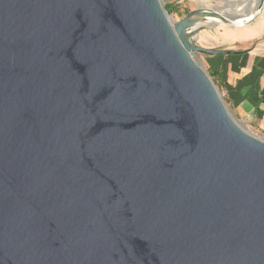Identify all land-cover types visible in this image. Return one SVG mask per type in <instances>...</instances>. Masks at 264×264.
Returning <instances> with one entry per match:
<instances>
[{
	"label": "water",
	"instance_id": "1",
	"mask_svg": "<svg viewBox=\"0 0 264 264\" xmlns=\"http://www.w3.org/2000/svg\"><path fill=\"white\" fill-rule=\"evenodd\" d=\"M165 4L0 0V264H264V139L194 59L264 0Z\"/></svg>",
	"mask_w": 264,
	"mask_h": 264
},
{
	"label": "crops",
	"instance_id": "2",
	"mask_svg": "<svg viewBox=\"0 0 264 264\" xmlns=\"http://www.w3.org/2000/svg\"><path fill=\"white\" fill-rule=\"evenodd\" d=\"M256 1L237 13L238 20L248 18ZM259 31L257 37L241 40V44L247 43L243 47L231 48L234 53L210 58L209 68L220 71L224 94L236 113L242 118L249 116L250 125L264 135V28Z\"/></svg>",
	"mask_w": 264,
	"mask_h": 264
},
{
	"label": "rangeland",
	"instance_id": "3",
	"mask_svg": "<svg viewBox=\"0 0 264 264\" xmlns=\"http://www.w3.org/2000/svg\"><path fill=\"white\" fill-rule=\"evenodd\" d=\"M163 2H174L180 5V11H183L184 8H188L189 10H193L197 4L202 5L205 8H210L212 11H216L221 14L222 9L230 10L232 6L238 7L239 0H162ZM259 0L254 4L256 7ZM262 11V10H261ZM220 19L219 16H216ZM170 19L172 22H176L181 19V17L177 14H170ZM217 21H205L203 19L201 24L202 28L198 31L194 43L201 47L213 48V49H221V50H231V48H240L247 43H242L241 40H246L250 37H257L259 28H264V15H259L248 25L245 26H230L223 22L215 23L213 26H209L211 23ZM264 34L262 35V37ZM256 40V39H255ZM254 41V40H253ZM249 41V43L253 42ZM248 43V44H249ZM216 56V55H215ZM215 56L208 55H200L194 56V59L198 66L210 77V68L209 62L210 58ZM212 80V77H210ZM213 82V81H212ZM214 83V82H213ZM217 91L220 96L224 100V103L227 105L230 113L236 118V120L240 123V125L247 130L248 132L264 139V135L258 132L247 120H242V117L236 113L234 108L227 101V98L224 94L223 88L220 86L218 82L214 83Z\"/></svg>",
	"mask_w": 264,
	"mask_h": 264
},
{
	"label": "trees",
	"instance_id": "4",
	"mask_svg": "<svg viewBox=\"0 0 264 264\" xmlns=\"http://www.w3.org/2000/svg\"><path fill=\"white\" fill-rule=\"evenodd\" d=\"M165 9L167 10V12L169 14H177L179 15L181 18H183L185 16V14L190 11L188 8H184L183 11H180V5L178 3H174V2H168L165 4ZM219 56V55H216ZM209 57V56H208ZM210 77H212V81L218 82L220 84L221 87H224V82L222 80V75L220 73L219 70H212L209 73ZM227 101L229 102V100L227 99Z\"/></svg>",
	"mask_w": 264,
	"mask_h": 264
},
{
	"label": "bare ground",
	"instance_id": "5",
	"mask_svg": "<svg viewBox=\"0 0 264 264\" xmlns=\"http://www.w3.org/2000/svg\"><path fill=\"white\" fill-rule=\"evenodd\" d=\"M253 0H239V2L241 3V6L237 8V10L235 11V13L237 14L238 12H240L242 9L248 7L250 5V3L252 2ZM221 14H223V16L225 17H230L232 15V11L231 10H228V9H222L221 10ZM219 21L217 18L215 17H207L205 19V21Z\"/></svg>",
	"mask_w": 264,
	"mask_h": 264
}]
</instances>
